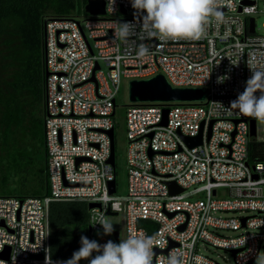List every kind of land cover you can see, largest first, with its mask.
I'll return each instance as SVG.
<instances>
[{
    "label": "built area",
    "instance_id": "1",
    "mask_svg": "<svg viewBox=\"0 0 264 264\" xmlns=\"http://www.w3.org/2000/svg\"><path fill=\"white\" fill-rule=\"evenodd\" d=\"M101 1L104 15L83 11V20L79 19L83 15L44 19L49 194L0 197V253L10 249L8 259H0V264H45L51 236L49 206L69 201L101 204V209L89 211L90 240L93 232L102 229L95 224L101 215L111 214L123 215L124 239L132 229L155 236L156 264L173 250L184 252V264H194L196 256L218 264L202 254V247L235 251L236 264H252L264 254V163H250L248 147L253 140L264 142V137L250 136L251 121L256 129V119L226 107L251 76L249 56L264 52V23L261 28L256 25V19L264 16V0L260 5L230 0L231 6L222 9L228 23L210 27L203 40L143 41L150 49L147 59H137L133 50L141 43L139 38L132 43L114 38V22L136 23L134 16H127L133 9L131 0H114L112 10L109 0ZM158 74L176 88L204 89L205 99L129 103L125 116L128 184L127 193L119 195L116 165L108 163V132L115 130L119 84ZM224 75L229 79L217 83V77ZM200 131L202 143L188 147L182 138H194ZM113 181L116 189L111 195ZM169 182L182 192L170 194ZM199 194L204 198L196 199ZM243 213L247 215L239 216ZM114 232L98 243H117L119 233L115 240ZM66 260L50 256V264Z\"/></svg>",
    "mask_w": 264,
    "mask_h": 264
},
{
    "label": "trees",
    "instance_id": "2",
    "mask_svg": "<svg viewBox=\"0 0 264 264\" xmlns=\"http://www.w3.org/2000/svg\"><path fill=\"white\" fill-rule=\"evenodd\" d=\"M87 0H0V186L7 196L49 194L44 141L43 23L81 15ZM84 14V13H83ZM250 163H264V142L251 141ZM84 201L49 206L52 258L72 257L90 240Z\"/></svg>",
    "mask_w": 264,
    "mask_h": 264
},
{
    "label": "clouds",
    "instance_id": "3",
    "mask_svg": "<svg viewBox=\"0 0 264 264\" xmlns=\"http://www.w3.org/2000/svg\"><path fill=\"white\" fill-rule=\"evenodd\" d=\"M113 3L114 0H109L111 10ZM226 6H231L230 0H131L136 23L114 22V38L124 43H132L134 38H139L141 43L133 50L137 59H147L150 49L143 41L159 40L166 43L203 40L210 27L218 28L228 23L222 10ZM246 62L251 76L244 90L230 102L226 110L235 109L245 117L264 121V52L251 54ZM227 79L229 77L226 75L219 76L217 83L222 84ZM95 224L102 226L104 235H111L114 231L113 224L104 215ZM160 244H164L163 238ZM80 245L79 250L73 252L72 257L63 264H79L81 260H88L89 264H156V237L147 235L143 230L132 229L127 238L119 243L109 240L103 245L81 236ZM45 264H50V250H46ZM159 264H184V252L173 250L161 256ZM194 264L210 262L203 256H196Z\"/></svg>",
    "mask_w": 264,
    "mask_h": 264
},
{
    "label": "water",
    "instance_id": "4",
    "mask_svg": "<svg viewBox=\"0 0 264 264\" xmlns=\"http://www.w3.org/2000/svg\"><path fill=\"white\" fill-rule=\"evenodd\" d=\"M248 3V2H243ZM83 11L88 15H104L105 14V4L101 0H87ZM45 22L43 23V27ZM249 31L252 33L254 31L253 20H250ZM98 66H96V69ZM206 91L201 88H176L173 87L165 78L164 75L158 74L148 79L143 80H130L128 81V99L129 103H177V102H202L205 99ZM168 110L164 111V117L162 124L166 125V117ZM108 135L111 140V156L108 163L113 167L115 166V146H114V131L110 130ZM250 136H256L255 121H251ZM210 137V128L208 132V138ZM184 143L188 147H195L202 143V132L194 138L183 137ZM80 159H78L79 161ZM169 187L170 194H177L182 192V189L176 187L175 183H167ZM116 189L115 182L109 184V193L114 194ZM98 208L101 209L100 203L90 202L87 204L88 211ZM109 214V212H107ZM89 234L91 233V227H88ZM114 239H118V233L114 232ZM10 249H6L5 252L0 253V259L7 260L9 257ZM235 251L232 252L234 254Z\"/></svg>",
    "mask_w": 264,
    "mask_h": 264
},
{
    "label": "rangeland",
    "instance_id": "5",
    "mask_svg": "<svg viewBox=\"0 0 264 264\" xmlns=\"http://www.w3.org/2000/svg\"><path fill=\"white\" fill-rule=\"evenodd\" d=\"M257 1L260 5L262 0H252ZM134 9H130L127 13V16H133ZM79 19L83 20L85 14H81ZM75 16V15H74ZM264 23V16H260L256 19V25L258 28H261V25ZM104 66V65H102ZM104 73L107 72L105 67H102ZM116 109H115V130H114V143H115V165H116V179L118 184V194L125 195L127 193V184H128V173H127V139H126V110L129 105L128 99V83L126 80H122L119 84L118 92L115 98ZM256 135L258 137H264V121L256 120ZM7 187L0 186V196L9 195L10 191L15 188V185ZM196 199H203L204 195L199 194L195 196ZM232 215V214H230ZM247 214L243 213L239 216H246ZM109 221L113 224L114 231L119 233V240L124 239L125 227H124V217L122 214H111L107 215ZM225 235L234 236V232H225ZM111 235H104L103 229L93 232L92 239L99 242L101 239H107ZM202 254L208 258L214 260L218 264H236L232 252L224 249H215L211 247H202ZM79 264H88L87 260H81ZM252 264H264V254H260L259 258L255 260Z\"/></svg>",
    "mask_w": 264,
    "mask_h": 264
}]
</instances>
